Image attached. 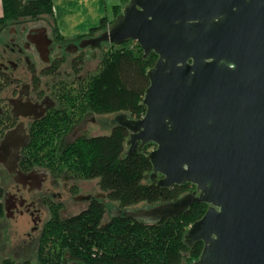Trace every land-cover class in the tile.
<instances>
[{
	"label": "water",
	"instance_id": "95a60500",
	"mask_svg": "<svg viewBox=\"0 0 264 264\" xmlns=\"http://www.w3.org/2000/svg\"><path fill=\"white\" fill-rule=\"evenodd\" d=\"M103 41L156 56L143 115L111 121L128 132L125 154L150 143V180L194 186L115 214L154 223L205 203L183 235L186 247L202 243L191 264H264V0H127L98 35L66 48Z\"/></svg>",
	"mask_w": 264,
	"mask_h": 264
},
{
	"label": "trees",
	"instance_id": "16d2710c",
	"mask_svg": "<svg viewBox=\"0 0 264 264\" xmlns=\"http://www.w3.org/2000/svg\"><path fill=\"white\" fill-rule=\"evenodd\" d=\"M2 8L0 32L7 25L25 19L44 20L47 16L52 23L51 0H2ZM113 11V18L120 13L118 6ZM113 18H102L86 34L70 39L60 36L54 25L50 27L62 41L82 39L103 31ZM137 46L138 53L124 47L109 49L99 71L86 80L83 101L92 112L127 113L132 118L143 115L144 106L139 100L149 83L145 69L156 56L150 54L143 58ZM46 125H40L24 149L19 160L24 170L38 165L49 167L46 161L60 162L77 177L96 179L106 198L116 201L123 210L140 203L153 205L175 200L191 186L186 183L165 189L158 187L155 180L149 179L151 164L145 156L152 144L126 155L128 132L120 125H113L101 135L79 137L65 145L58 155L55 154L57 138L45 133ZM3 198L4 188L0 183V217L4 215ZM60 208L61 204L50 205L51 217L42 229L36 263L25 260L19 264H64L65 258L83 264H181L184 256L190 260L197 258L202 247L201 242L186 247L183 235L203 215L205 203H194L176 216H166L154 223L107 215L102 200H93L83 210L65 218L58 215ZM49 236L59 247L56 259L43 257L42 243ZM0 264L18 262L3 258Z\"/></svg>",
	"mask_w": 264,
	"mask_h": 264
},
{
	"label": "flooded vegetation",
	"instance_id": "af4514ba",
	"mask_svg": "<svg viewBox=\"0 0 264 264\" xmlns=\"http://www.w3.org/2000/svg\"><path fill=\"white\" fill-rule=\"evenodd\" d=\"M12 26V29L8 27L0 45V162L13 176L17 188L13 193L4 190V215L26 212L32 223L36 224L39 221L38 209L33 199L24 197V190L27 193L40 192L48 182L40 198L46 200L51 191V196L58 198L55 203L63 208V192L70 194V190H74L78 184L76 178L72 177L70 183L62 184L60 191L53 192L51 187L58 186L59 180L52 175L51 166L38 165L24 170L19 160L41 124H48L45 127L48 136L70 139L67 145L86 136V128L77 121L91 115V123H96L95 116L102 114L92 112L83 101L85 83L90 77L86 75L91 61L99 63L95 56L102 52V43L108 42H101V47L93 50L89 46L66 48L70 42L78 45L81 39L60 40L43 19H25ZM112 119L108 121L110 126L104 133L115 125ZM96 132V135L86 137L104 134L98 133V129ZM89 180L92 179L82 181ZM78 196L82 199H75ZM70 197L87 205L93 200H102L105 204L110 202L99 187L98 190ZM114 208L124 211L113 206L107 208V215L117 216Z\"/></svg>",
	"mask_w": 264,
	"mask_h": 264
},
{
	"label": "rangeland",
	"instance_id": "374dc122",
	"mask_svg": "<svg viewBox=\"0 0 264 264\" xmlns=\"http://www.w3.org/2000/svg\"><path fill=\"white\" fill-rule=\"evenodd\" d=\"M115 1L118 4H120L118 5L120 11L124 3L127 2V0H115ZM109 8L112 9L111 6H109ZM108 15L109 17H111L112 12L111 14H108ZM44 20L47 22L49 26L51 25L49 17L45 16ZM10 26L12 29L13 26L11 24ZM10 26L7 25V27L3 28L4 31L0 35V45L3 42V38L7 34L8 27L10 28ZM102 46H103L102 52L95 56L96 59L99 60V63H97L98 61L96 60L91 61V63L88 65L89 72L86 75L87 77L95 75L99 71L100 65L102 64L103 59L106 57L107 51L109 49H117V48L124 47V48H131L136 53H138V46L135 41H127V42L120 43V44H113L112 46H110L109 43L107 44L102 43ZM153 63L154 62H152L151 65H153ZM114 115L115 114L97 115L95 116L96 123L94 124L91 123V118H92L91 115H88L82 121L79 120L77 122L81 127L86 128V131H85L86 136L96 135L97 134L96 129H98L99 130L98 133L101 134V133H104L103 131L109 128L110 125H108V121L111 118H113ZM69 141L70 139H66V140L57 139L56 144H55V148H56L55 154L56 155L60 154L65 144ZM153 147H154L153 145H149V147L147 148V151L151 150ZM46 163H50V166L52 167V172H51L52 175L58 178L59 180L58 186L51 187L53 192L60 191L62 184L70 183L69 179L72 177L76 178V184H78L77 187L74 188V190H70V194L63 192L62 194L63 195L62 197L63 208L59 209L58 215L61 218H65L69 215L76 214L82 209H84L87 203L82 202L80 200L74 201L71 199L70 195L81 194L84 192L86 193V192H90L96 189L98 190L97 180L92 179L89 181H82L83 180L82 178L74 175L73 172H70L62 163L60 162L58 163L56 161H53V163L50 161L48 162L46 161ZM0 168H1L0 183L2 184L4 190L9 191L10 193H13L14 191H16L17 186L15 184L17 183L15 182L11 173L8 172L6 168H4L1 162H0ZM47 183L44 184L45 186L42 188L40 192L27 193L26 190H24L25 194L23 193L24 197L28 198V200H32V199L34 200V206L36 209H38L39 221H37L36 224L32 223L29 214L26 212L22 214H19V213L14 214V216H7L5 214L2 217H0V259H3V258L13 259L14 261L18 262V264L25 260H29L33 263H36L37 248L41 242L42 229H43V226L46 224V222H48V220L51 217V211H50L49 204L54 205V203L58 201L57 200L58 198L51 196V191H49V193L47 194L49 195V198L46 197L47 198L46 200H44L45 198L44 199L40 198V196H42L43 194V190L48 185ZM193 190H194V186L191 185L187 190H185L183 194L192 192ZM117 205L118 203L116 201H110L109 203L106 204V208H109V207L112 208L113 206H117ZM141 205L142 203L134 205L132 207L136 208ZM42 244H43V248H42L43 257L45 256V257H50L52 259H56V255L59 251V247L57 243L54 241V239L51 236H49L46 239V241L43 242ZM195 259L193 260L185 259V256H184L181 264H191L192 261H194ZM69 261L70 260L65 258L63 260V263L68 264Z\"/></svg>",
	"mask_w": 264,
	"mask_h": 264
},
{
	"label": "crops",
	"instance_id": "0c3cea01",
	"mask_svg": "<svg viewBox=\"0 0 264 264\" xmlns=\"http://www.w3.org/2000/svg\"><path fill=\"white\" fill-rule=\"evenodd\" d=\"M118 5L120 4L115 0H51V24L55 26L60 36L70 39L86 34L90 28L97 26L102 18L111 20L113 9ZM2 12L0 0V17ZM111 12L112 16L109 17L108 14Z\"/></svg>",
	"mask_w": 264,
	"mask_h": 264
}]
</instances>
